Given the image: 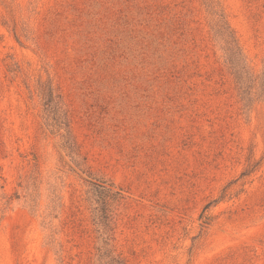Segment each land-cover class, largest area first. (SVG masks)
Listing matches in <instances>:
<instances>
[{"label":"rangeland","instance_id":"1","mask_svg":"<svg viewBox=\"0 0 264 264\" xmlns=\"http://www.w3.org/2000/svg\"><path fill=\"white\" fill-rule=\"evenodd\" d=\"M218 1L261 75L264 0ZM211 24L205 0H0V264H99L104 231L126 264H264V99Z\"/></svg>","mask_w":264,"mask_h":264},{"label":"trees","instance_id":"2","mask_svg":"<svg viewBox=\"0 0 264 264\" xmlns=\"http://www.w3.org/2000/svg\"><path fill=\"white\" fill-rule=\"evenodd\" d=\"M205 1L207 3L208 11L212 15L211 29L213 32V38L224 54L225 62L235 79L236 87L242 102H244L246 106H251L257 96L264 99V70L261 75L257 76L248 67L236 33L230 26L219 1ZM38 93L43 100L44 105L47 107L54 105V108H59L62 104L59 100V96L55 95L53 86L50 84L41 85L38 89ZM46 120L48 121L50 128H55L56 124L54 125V122L50 120L49 115ZM62 123L64 124V122H61V124ZM65 126L68 127L66 123ZM63 138L65 140V148L70 152L79 155L76 142L73 139L71 132L67 131ZM87 174L92 178L93 174L90 171H87ZM101 194L102 198L100 201L96 202L94 212L99 216L100 224L106 228L110 218L109 212H111V201L115 200L116 193H113L112 189L109 188L105 189ZM52 203H54V201H52ZM33 209L34 212L37 213L38 209L36 205H34ZM48 209L52 212L55 211V205L52 204ZM43 224L47 225L46 217L43 218ZM103 235H105L103 246L97 250L99 253V264H126L124 259L113 255L114 251L110 244L111 238L108 237L106 231L103 232ZM47 239V245L52 246L54 242L52 234L49 235Z\"/></svg>","mask_w":264,"mask_h":264}]
</instances>
